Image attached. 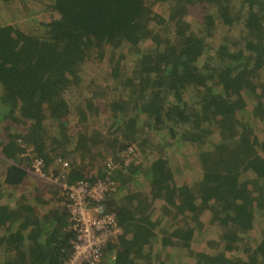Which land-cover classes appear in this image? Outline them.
Segmentation results:
<instances>
[{"label": "trees", "instance_id": "obj_1", "mask_svg": "<svg viewBox=\"0 0 264 264\" xmlns=\"http://www.w3.org/2000/svg\"><path fill=\"white\" fill-rule=\"evenodd\" d=\"M33 8L50 20L34 17ZM107 54L123 90L103 107L115 126L108 135L122 136L108 146L125 150L142 126L166 129L178 147L143 169L121 161L113 176L89 179L116 183L103 206L122 235L103 257L162 264L165 256L166 264L168 249H187L194 264H264V138L249 124L252 115L264 125V0H0V156L11 161L0 181V264L69 257L74 233L65 208L49 209L38 196L29 204L25 186L30 163L41 160L47 171L57 147L72 154L95 147L84 127L88 115L98 117L94 96L83 92L72 103L67 92L81 85L89 60L102 63ZM127 55L135 58L131 68L123 66ZM71 120L82 130L72 134ZM19 138L32 149L29 168ZM192 167L200 174L194 185L177 178ZM76 180L86 177L72 171L68 181ZM205 212L224 230L216 255L189 250ZM255 228L245 259L228 257Z\"/></svg>", "mask_w": 264, "mask_h": 264}, {"label": "rangeland", "instance_id": "obj_2", "mask_svg": "<svg viewBox=\"0 0 264 264\" xmlns=\"http://www.w3.org/2000/svg\"><path fill=\"white\" fill-rule=\"evenodd\" d=\"M146 1L149 3L151 0ZM32 10L34 12V17L37 19H43L45 21L50 20V15L48 13L37 12L35 11L38 10L37 8H33ZM153 10L156 13L166 12L163 5H155ZM198 15V9L194 8L192 13H190L189 19L192 21L193 16L197 17ZM191 24L193 25V23ZM218 38L219 37H217V39ZM116 55L117 58H119L118 51L117 53L115 52V56ZM110 56L111 54H107L102 63H99L95 59L89 60L88 63L85 64L84 70L82 69L83 81L81 85L79 87H72V89L67 92L69 100L72 103L76 102L83 92H88L90 93V96H94V106L98 107L99 109L97 111L98 117L88 115L86 123H84V127H87V139L91 138V143H93L95 147H92V149L88 150V152H84L81 148H79L77 152H74V154H72L73 151H71V147H67V149L63 150V152L61 151V147H57L56 150L52 152L53 163L50 165V168L45 171L46 173L43 172L45 176L39 177L34 174L33 170L31 172L29 169V178L25 186L28 191L25 193H30L28 197L30 200L29 204L33 203L32 198L38 196L42 203H46L48 205L49 209H59V205L64 201V195L59 186V181L62 180V175L68 180L72 171H76L81 175H84L86 180L90 181L89 179L95 178L99 173L106 174L105 169L107 165L105 166V164L109 160L113 163L110 168L112 169L110 173L113 176L114 172L121 170V161L125 165H129L132 162L140 163L141 169H143L155 159H157L162 153H166L167 155L168 153L172 152V148L177 149L178 146L176 141L170 138V135H168L166 129L155 131L147 127L145 131L142 129V126H140V130L138 129L136 133L131 132L126 137L128 145L130 146L123 151L121 149L122 152L118 147L108 146L111 144L110 138H122V136L113 137L108 135L111 131L108 130V128L115 126H113V122L109 120L110 112L107 109H103L106 100H109L113 94H116V98H119L118 93L123 92V90L118 88L119 85L117 81L114 80L113 76H111L110 72L107 70V64L109 63L108 59ZM125 59H123V66L131 68L134 64L135 58L133 56L130 57L127 55ZM88 97L86 96V98ZM126 119L128 118L126 117ZM79 124L80 123L77 122V120H71L70 132L72 134L77 130H82L83 126L82 124ZM249 124L253 127L254 134L256 137H258V140H263L264 125L262 122L256 120V118L250 115ZM76 126L77 129L72 132V128ZM211 136L212 137H210V141L216 142L218 140V134L215 130ZM17 144L21 148L25 149V152L21 154V159L23 167L29 168V164L27 165V162L30 161L29 157L31 156L32 149H30V147L25 144L24 138L17 139ZM167 145H171L172 147H164ZM187 147L189 148V146ZM192 147L195 146L193 145ZM204 147L208 148V145H205ZM187 157L188 156L186 155V158ZM172 159L173 156L170 155V160L172 161ZM178 159L179 158L176 157V161ZM65 161L68 163V166L64 169L62 168L61 163ZM10 163L11 161H5L4 158L0 156V181L3 179L4 171ZM33 165L34 162L30 163L31 169L33 168ZM142 174L143 172L141 170V173L136 176V179H142ZM199 176V172H197V170L192 167L190 169L184 170L183 175L182 173H179L177 178H185L186 183L193 184L198 180ZM22 193L23 190L22 192H19V196ZM4 203H6V201H4ZM155 206L157 207L158 205ZM200 222L201 223L197 225L201 226L195 230L193 241L190 244L189 250L191 253L216 255L217 253L223 251L225 244L221 241V234L224 232V230L218 226V224L211 223L210 213L205 212L203 215H201ZM257 232L258 229L255 228L251 231V236L249 238H247L246 235L240 236L241 241L239 243L238 249L235 252L232 251V253L227 252V256L238 257L244 260L245 249L248 248V246L252 247L254 241H257V238L254 237L257 236ZM168 251L170 255L166 260V264H194V258L187 249H168ZM105 256L106 257L103 260V264H109L110 254L107 253ZM158 259L159 263L162 262V264H165V256H160Z\"/></svg>", "mask_w": 264, "mask_h": 264}, {"label": "built area", "instance_id": "obj_3", "mask_svg": "<svg viewBox=\"0 0 264 264\" xmlns=\"http://www.w3.org/2000/svg\"><path fill=\"white\" fill-rule=\"evenodd\" d=\"M112 164L107 161L106 175L111 174ZM34 165V174L45 176L41 160H35ZM61 166L65 169L68 163L62 162ZM62 177L59 181L64 195L61 206L68 214L70 229L74 233L71 253L63 264H102L104 252L122 235L116 218L103 206L105 199L115 192L116 183L108 176L93 182L77 180L72 183Z\"/></svg>", "mask_w": 264, "mask_h": 264}]
</instances>
